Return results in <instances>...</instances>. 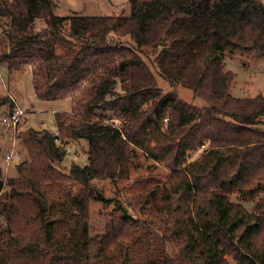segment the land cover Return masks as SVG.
Here are the masks:
<instances>
[{
	"label": "trees",
	"instance_id": "16d2710c",
	"mask_svg": "<svg viewBox=\"0 0 264 264\" xmlns=\"http://www.w3.org/2000/svg\"><path fill=\"white\" fill-rule=\"evenodd\" d=\"M130 2L129 15L65 17L50 0L17 9L0 0V63L31 67L40 100L74 101L54 115L58 134L21 133L28 158L17 176L5 178L0 163V264H264V197L252 211L229 199L264 193V96H234L223 63L226 52L264 56V0ZM37 19L47 23L39 32ZM148 61L173 89L163 91ZM177 85L204 104L180 98ZM101 109L118 110L120 125ZM81 139L89 164L61 171L67 144ZM139 151L171 173L135 209L116 203L97 242L90 202L111 199L92 181L128 179Z\"/></svg>",
	"mask_w": 264,
	"mask_h": 264
},
{
	"label": "rangeland",
	"instance_id": "374dc122",
	"mask_svg": "<svg viewBox=\"0 0 264 264\" xmlns=\"http://www.w3.org/2000/svg\"><path fill=\"white\" fill-rule=\"evenodd\" d=\"M14 9L20 8L17 0H8ZM54 12L57 15L70 17L78 14L82 16H116L129 15L131 12L130 0H50ZM47 27L45 19H37L33 24L32 30L39 32ZM5 28L0 27V35L5 39ZM152 71L154 72L158 85L167 92L172 86L167 82L148 61ZM223 63L227 70H231L235 74V80L231 87V92L236 97H254L256 95L264 96V56L257 53L226 52L223 55ZM103 73V68H98L92 75L91 83H94ZM116 91L122 93L121 81L118 78ZM90 84L86 80L82 84L80 91H77L75 97L80 95ZM176 94L189 103L203 105V101L193 98V92L181 85L175 87ZM0 96L7 100V103L0 105V146L3 150L0 152V163L5 169V178L17 176L16 165L28 158V152L21 143L20 135L29 128L48 129L55 132L56 125L54 115L56 112H71V98L58 100H40L36 95L31 67H23L20 70L10 71L7 63H0ZM11 104L22 108L25 114L21 117L20 124L13 134L9 131L2 119L8 115L11 110ZM102 103H100V106ZM102 115L100 118L104 122L120 125L117 118L118 110H98ZM259 129H264V117L262 122L257 125ZM16 139V140H15ZM2 140V141H1ZM67 157L61 163L60 170L69 172L74 165L84 166L89 164L87 158L88 142L84 139L70 140L67 144ZM12 160L10 163L5 161L8 154L12 152ZM202 153V150L196 151L189 158V162L196 160ZM136 168L131 170L128 179H123L117 183L109 179H94L92 181L96 195H103L107 199H111L109 204H103L98 200L90 202V232L91 236L98 242L104 235L106 223L110 214L114 213L116 203H124V205L133 209L137 207L139 194L149 188L156 181H166L171 171L164 165L155 162L151 157L139 151V155L135 160ZM264 197V193L258 198L251 200H243L239 194L229 195V199L241 204L248 211L254 209L255 204ZM2 218L0 217V221ZM232 264H237L231 261Z\"/></svg>",
	"mask_w": 264,
	"mask_h": 264
},
{
	"label": "built area",
	"instance_id": "2783aa9c",
	"mask_svg": "<svg viewBox=\"0 0 264 264\" xmlns=\"http://www.w3.org/2000/svg\"><path fill=\"white\" fill-rule=\"evenodd\" d=\"M24 114H25V111L22 108L16 106L14 112L9 113L8 115L3 117L2 122L4 125L7 126V128H10V129H8L9 131H11L13 134H15L16 130L20 124L21 117ZM56 134H58V132H56ZM11 152H12V150H11ZM12 156H14L13 152L6 156L5 161L7 163H10V161L12 160Z\"/></svg>",
	"mask_w": 264,
	"mask_h": 264
},
{
	"label": "crops",
	"instance_id": "0c3cea01",
	"mask_svg": "<svg viewBox=\"0 0 264 264\" xmlns=\"http://www.w3.org/2000/svg\"><path fill=\"white\" fill-rule=\"evenodd\" d=\"M55 132H56V130H55ZM2 141V140H1ZM3 150V147L2 146H0V152Z\"/></svg>",
	"mask_w": 264,
	"mask_h": 264
}]
</instances>
